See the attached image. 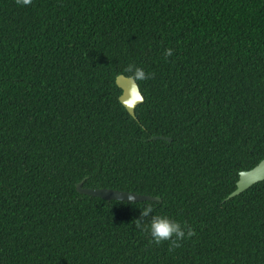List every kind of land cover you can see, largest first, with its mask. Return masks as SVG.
Instances as JSON below:
<instances>
[{"label": "trees", "instance_id": "obj_1", "mask_svg": "<svg viewBox=\"0 0 264 264\" xmlns=\"http://www.w3.org/2000/svg\"><path fill=\"white\" fill-rule=\"evenodd\" d=\"M263 158L264 0H0V264H264V180L228 198ZM147 204L195 234L152 243Z\"/></svg>", "mask_w": 264, "mask_h": 264}, {"label": "water", "instance_id": "obj_2", "mask_svg": "<svg viewBox=\"0 0 264 264\" xmlns=\"http://www.w3.org/2000/svg\"><path fill=\"white\" fill-rule=\"evenodd\" d=\"M116 84L122 90L121 94L119 95L120 102L127 109L130 115L135 117L136 106L144 101V96L139 88L138 83L129 79L127 75L120 73L116 76ZM135 95L142 96V100H136ZM151 139L171 141L170 137L163 135H154L151 137ZM262 180H264V158L260 160L254 167L239 172L236 188L228 195V198L240 194L253 184ZM76 188L79 193L97 196L107 200L115 199L120 201L137 202L146 200L159 201L161 199L158 196L109 187H84L83 180L76 184Z\"/></svg>", "mask_w": 264, "mask_h": 264}, {"label": "clouds", "instance_id": "obj_3", "mask_svg": "<svg viewBox=\"0 0 264 264\" xmlns=\"http://www.w3.org/2000/svg\"><path fill=\"white\" fill-rule=\"evenodd\" d=\"M15 2L20 7H28L33 3V0H15ZM172 55L173 49L166 48L164 56L171 57ZM122 74L137 82L151 77V74L146 73L142 67L133 64L124 68ZM135 99L142 100V96L135 95ZM135 227L146 232L151 237L152 243L159 245L165 241H171L172 247H179L182 241L195 234L186 222L182 223L168 215L156 213L152 204H147L139 209V217L135 220Z\"/></svg>", "mask_w": 264, "mask_h": 264}]
</instances>
